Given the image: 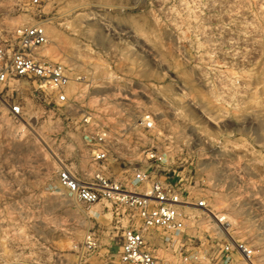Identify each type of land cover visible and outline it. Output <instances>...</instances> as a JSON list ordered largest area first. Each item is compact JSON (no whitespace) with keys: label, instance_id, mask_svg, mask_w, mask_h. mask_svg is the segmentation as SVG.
Listing matches in <instances>:
<instances>
[{"label":"rangeland","instance_id":"374dc122","mask_svg":"<svg viewBox=\"0 0 264 264\" xmlns=\"http://www.w3.org/2000/svg\"><path fill=\"white\" fill-rule=\"evenodd\" d=\"M36 23L48 36L38 57L72 80L65 102L26 82L0 91V264H126L121 230L104 225L127 211L77 200L64 168L130 188L138 169L170 170L189 201L206 202L179 244L200 257L158 243L159 257L224 264L223 245L244 242L249 262L234 252L231 264H264V0H0V39Z\"/></svg>","mask_w":264,"mask_h":264},{"label":"built area","instance_id":"2783aa9c","mask_svg":"<svg viewBox=\"0 0 264 264\" xmlns=\"http://www.w3.org/2000/svg\"><path fill=\"white\" fill-rule=\"evenodd\" d=\"M41 1L33 0V3L38 4ZM47 41L46 28L39 23L19 26L0 39V91L13 83L26 82L36 91H50L57 100L67 101L66 88L72 80L67 68L61 63L38 57L39 50ZM10 108L14 116L23 112L20 103L11 104ZM143 122L147 127H151L153 124L151 115H146ZM98 140L102 141L103 137L99 136ZM106 157L107 152L103 149H99L95 154L97 160ZM146 158L152 161V167H161L162 155L149 152ZM163 173L162 176H158L149 168L138 169L130 182L131 188L101 173H97L93 181H82L68 168L60 171L59 179L67 191L82 203L92 205L101 200H110L125 208L129 222L121 235L119 250L121 262L170 264L169 260L159 257L158 243L167 250H175L177 247L176 254L183 261L198 259L200 251L184 253L181 250L182 245L179 244L187 222L191 219V211L205 208L206 202L189 201L185 190L172 181L170 170L163 169ZM134 218H138L139 221L135 222ZM218 219L220 222L223 220ZM157 233L161 234L160 242L156 240ZM86 240L89 247L95 245L94 235L88 234ZM234 252L244 259L252 255V250L246 243L227 242L221 249L222 262L231 264Z\"/></svg>","mask_w":264,"mask_h":264},{"label":"crops","instance_id":"0c3cea01","mask_svg":"<svg viewBox=\"0 0 264 264\" xmlns=\"http://www.w3.org/2000/svg\"><path fill=\"white\" fill-rule=\"evenodd\" d=\"M108 214V213H107ZM111 214H112V217L110 218V219H108L107 220V223L104 225L106 228H108L109 227V225L112 227V230H113V232H115V233H119L120 232V230H121V232H120V234L122 235V233H123V231L127 228V226H128V221H127V223H126V221H125V218L123 217V216H121L120 214H119V212L117 213V212H114V211H111ZM124 222H125V224H127L125 227H123V225L122 224H124ZM107 224H109V225H107ZM115 230H117V231H115ZM107 235H109V231H108V229H106V231H103V234L101 235V237H103V238H105ZM107 238V237H106Z\"/></svg>","mask_w":264,"mask_h":264},{"label":"bare ground","instance_id":"6f19581e","mask_svg":"<svg viewBox=\"0 0 264 264\" xmlns=\"http://www.w3.org/2000/svg\"><path fill=\"white\" fill-rule=\"evenodd\" d=\"M208 211H210V210H207V213H208ZM210 213H211V212H210ZM208 214H209V213H208ZM213 216H214V218L217 219V221L220 223V220L218 219V217L215 216V215H213ZM222 229H223V231H226V230H227L226 225H223V226H222ZM245 259H247V261L249 262V260H248L249 258L246 257Z\"/></svg>","mask_w":264,"mask_h":264}]
</instances>
